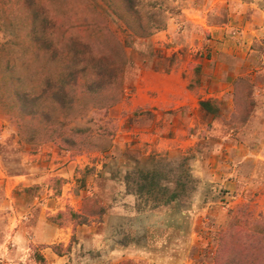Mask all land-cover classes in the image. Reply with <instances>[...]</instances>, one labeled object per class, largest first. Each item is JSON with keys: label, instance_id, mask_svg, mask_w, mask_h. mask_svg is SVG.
I'll return each mask as SVG.
<instances>
[{"label": "rangeland", "instance_id": "rangeland-1", "mask_svg": "<svg viewBox=\"0 0 264 264\" xmlns=\"http://www.w3.org/2000/svg\"><path fill=\"white\" fill-rule=\"evenodd\" d=\"M188 2L135 0L141 23L151 31L147 37L135 38L102 0H81L82 13L91 15L87 12V5H91L93 16L105 20L125 44L124 100L108 112L116 131L105 152L75 154L51 141L27 142L4 105L15 85L12 77L20 75L23 85H30L35 78V64L24 55L13 54L12 70L8 66L1 69L6 78L0 77V264H117L123 259L133 264H212L218 233L230 208L244 202L245 196L254 197L253 208L264 213V34L241 48L243 59L242 53L226 55L223 49L227 45L241 47L236 39L239 27L231 24L222 38L209 40L205 33L198 36L183 19ZM259 2L264 6V0ZM115 6L119 9L118 3ZM218 13L223 15V8ZM166 28V39L162 34L154 35ZM7 36L0 29V44ZM179 45L186 57L180 56V51L171 55V47ZM191 60L201 63L204 70L196 69ZM143 61L153 63L155 68L188 61L189 89L196 91L201 82L199 96L223 91V99L210 102L216 108L214 112H204L197 106L158 108L156 120H169L161 136L163 130L152 127V111L140 107L135 113L127 108L132 83ZM214 64L217 69L212 76ZM225 67L228 81H232L228 87ZM210 81H223V87ZM88 115L72 124L91 126L86 121ZM171 123L174 131H168ZM152 151H168L169 158L189 154L195 187L187 197L176 200V209L194 205L216 211L213 216L204 214L199 231L191 234L184 217L172 226L151 228L150 239L144 243V220L129 213L151 208L142 206L133 195L125 198L128 193L122 182V164L131 165L138 153ZM68 194L91 197L102 205L103 212L116 204L123 213L117 218L106 217L105 224L98 223L101 215L88 216L81 227L64 214L56 216L57 212L73 210L66 199L62 208L40 211V196L64 198ZM168 205L172 207L173 203ZM55 245H59L60 252L53 250Z\"/></svg>", "mask_w": 264, "mask_h": 264}, {"label": "trees", "instance_id": "trees-1", "mask_svg": "<svg viewBox=\"0 0 264 264\" xmlns=\"http://www.w3.org/2000/svg\"><path fill=\"white\" fill-rule=\"evenodd\" d=\"M102 1L132 37L151 33L141 23L135 0ZM80 3L0 0V29L8 35L0 44V77H5L1 69L8 66L12 70L13 54L24 55L35 64L30 85L24 86L20 75L12 77L15 85L4 107L27 142L51 141L75 154L109 148L116 126L108 112L123 98L127 64L125 44L105 20L93 16L91 5H87L91 15L82 13ZM198 104L205 112L216 110L209 100ZM87 112L86 121L91 126L72 124ZM189 159L187 153L169 158L165 152L152 151L132 160L131 165L122 164L124 189L147 208L185 198L195 187ZM253 201L254 197L245 196L244 202L229 209L218 233L212 264H264V213L255 212ZM103 211L101 204L84 196L79 211L67 209L56 216L64 214L75 224H82L88 216H100ZM58 246H52L53 250L60 252ZM117 264L133 263L123 259Z\"/></svg>", "mask_w": 264, "mask_h": 264}, {"label": "crops", "instance_id": "crops-1", "mask_svg": "<svg viewBox=\"0 0 264 264\" xmlns=\"http://www.w3.org/2000/svg\"><path fill=\"white\" fill-rule=\"evenodd\" d=\"M187 5L188 8L185 10L183 19L197 30L198 34H200L198 36H201V34L203 35L205 33L207 39L209 40L212 38H222L223 34L225 35V33L228 32V30L232 27L231 24L235 23L236 27H239L238 29L236 28V39L241 47L236 45H227L226 48L223 49V52H225L226 55H238L239 53H242L243 59V54H245V52H242L241 48H243L245 44L250 43V41H252L254 38L264 34V26L262 24L264 22V6H260L259 0H200L198 2L197 0H195V2L194 0H189ZM220 8H223V15L218 13ZM167 32L168 29L166 28L156 32L154 35L162 34V36L166 39L167 37L164 34ZM195 36L197 35L195 34ZM171 49V55H176L180 51L181 54L179 55L186 57V53L183 51L181 45L173 46ZM189 50L190 49L187 51ZM187 62L188 61L184 62L183 64L180 63L178 65L174 64L173 66L167 65L166 67L155 68L153 63L148 64L147 61H143V65L138 69L135 81L132 83V91L127 103V108L129 111H135L140 107H147L146 109L152 111L154 120V118L157 117L156 113H158V108H167L169 106L174 109H185L186 107L194 106H197L196 108H200L198 104L200 100H209L210 102L214 101L216 103L221 101L223 99V91L218 93V95L216 93H209L204 97L199 96L200 87L202 86L201 82H199V88H197L196 91H191L189 89L191 81L188 73L189 67L191 65L188 66ZM191 62L195 64L194 67L196 69L197 67L201 70L203 69L201 63L199 64V62L195 60H191ZM212 67L213 69H211V71L213 76L216 73L217 64H214ZM224 70H226V87H228L232 81H228V77L230 76L227 75V67H225ZM209 84L223 87V81H210ZM224 90L227 91V88ZM122 100L124 99L121 98L119 101ZM168 121L169 120L165 119L156 120L155 118V121H153L154 123H152V127L155 126L156 130L162 129L166 126V124H168ZM172 126V123L169 124L168 127L170 129H168V131H174L175 127ZM162 132L163 133L161 136H164L165 131L163 130ZM166 152L168 153V151ZM138 154V158L146 155L145 153L143 155L142 153ZM131 195L133 194L128 193L125 195V198H130ZM39 198L42 199L40 202L42 204L40 211L43 212L45 210L52 212L54 209L56 210L62 208L65 201L71 205L70 207L73 210L79 211L81 208V198H83V196L68 194L63 198L49 196L46 197L43 195ZM124 200L126 199H123L122 201ZM172 203V207H169V205L166 204L159 205L144 212L129 213V215L133 216L134 218H140L141 221L144 220V227L142 229V239L144 243L150 239L148 232L151 231V228H164L166 226H172L174 223L177 224L181 218L186 217V229L190 230V233L192 234L193 232L199 231L202 227L203 222H201V219L206 212L209 216L216 215V211H206L207 207L197 209L193 205L188 209L179 210L178 208L176 209V200H173ZM128 204H130V202ZM194 210H196L195 214L193 213ZM169 211L171 212L169 213ZM121 212V207H118L116 204L111 205L110 207L106 208L103 214H101L102 219L98 223L105 224L106 217L113 215L117 218ZM227 218L228 214H226V216L223 218V224L227 221ZM80 226L82 227L84 224H81ZM76 227H79V225ZM62 241L65 242L66 239H62Z\"/></svg>", "mask_w": 264, "mask_h": 264}]
</instances>
